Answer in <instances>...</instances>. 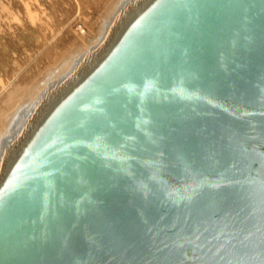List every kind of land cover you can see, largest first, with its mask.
Returning <instances> with one entry per match:
<instances>
[{"label": "water", "instance_id": "obj_1", "mask_svg": "<svg viewBox=\"0 0 264 264\" xmlns=\"http://www.w3.org/2000/svg\"><path fill=\"white\" fill-rule=\"evenodd\" d=\"M0 264H264V0H138L0 169Z\"/></svg>", "mask_w": 264, "mask_h": 264}, {"label": "rangeland", "instance_id": "obj_2", "mask_svg": "<svg viewBox=\"0 0 264 264\" xmlns=\"http://www.w3.org/2000/svg\"><path fill=\"white\" fill-rule=\"evenodd\" d=\"M110 4L112 0H0V103L16 89L25 97L28 84L57 65L74 38L89 33V25Z\"/></svg>", "mask_w": 264, "mask_h": 264}, {"label": "bare ground", "instance_id": "obj_3", "mask_svg": "<svg viewBox=\"0 0 264 264\" xmlns=\"http://www.w3.org/2000/svg\"><path fill=\"white\" fill-rule=\"evenodd\" d=\"M137 1L112 0L110 8L103 16L96 17L89 25V33L86 31L83 32L84 35L75 36L67 55L57 65L31 83L29 81V91L25 97L21 96L18 89L9 96L4 95L6 97L0 103V169L6 149L23 133L41 102L54 88L72 77L88 58L105 46L113 28Z\"/></svg>", "mask_w": 264, "mask_h": 264}]
</instances>
